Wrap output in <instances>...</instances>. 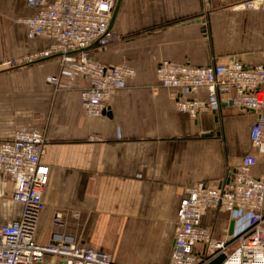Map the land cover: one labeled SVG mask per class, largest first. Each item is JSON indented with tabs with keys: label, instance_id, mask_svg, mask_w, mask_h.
<instances>
[{
	"label": "crops",
	"instance_id": "0c3cea01",
	"mask_svg": "<svg viewBox=\"0 0 264 264\" xmlns=\"http://www.w3.org/2000/svg\"><path fill=\"white\" fill-rule=\"evenodd\" d=\"M244 1L119 0L110 42L91 57L130 67L135 75L111 95L100 117L88 118L77 90L86 82L77 80L78 88L69 91L46 84L48 75L60 72L58 59L19 69L3 65L44 51L52 41L30 37L18 22L35 14L27 0H0V141L18 131H41L46 141L40 162L49 171L38 244L47 243L55 210L74 211L80 218L69 219L66 233L84 245L118 264H168L187 187L225 182L246 155L256 158L251 174L264 182V148L249 140L257 114L222 104L214 114L192 119L175 103L206 102V89L194 96L163 89L156 76L162 61L260 64L264 5L235 8ZM208 133L213 136H202ZM11 195V183L0 175V226L21 218L23 207ZM247 219L244 210L208 212L202 223L213 239L228 241L247 228ZM40 264L60 263L46 256Z\"/></svg>",
	"mask_w": 264,
	"mask_h": 264
},
{
	"label": "built area",
	"instance_id": "2783aa9c",
	"mask_svg": "<svg viewBox=\"0 0 264 264\" xmlns=\"http://www.w3.org/2000/svg\"><path fill=\"white\" fill-rule=\"evenodd\" d=\"M117 1L27 0L35 14L18 22L27 28L30 37L49 38L52 43L44 51L3 65L19 69L58 59L60 72L48 75L46 84L55 91H69L78 88L77 80L86 82L87 87L77 89L81 106L88 118L100 117L111 95L135 75L130 67L107 66L91 57V52L104 49L110 42ZM263 5L264 0H246L235 8L257 10ZM156 76L163 89L184 90L190 96L206 89V102L192 99L175 103L179 112L192 119L200 113H215L222 104L257 114L249 140L253 147L264 148V52L262 62L253 66L233 60L207 67L162 61ZM45 144L41 131H18L12 139L0 141V175L12 185V200L23 207L18 221L0 226V264H40L46 256L60 264H118L110 254L94 250L78 236L66 233L69 219L79 220L78 212L55 210L47 243L36 242L49 171L40 162ZM256 164L254 156L246 155L228 182H200L186 188L177 209L178 229L168 264H211L220 256H224L220 264H264V182L251 174ZM235 210L248 213L247 228L228 241L213 239L203 218L208 212Z\"/></svg>",
	"mask_w": 264,
	"mask_h": 264
},
{
	"label": "water",
	"instance_id": "95a60500",
	"mask_svg": "<svg viewBox=\"0 0 264 264\" xmlns=\"http://www.w3.org/2000/svg\"><path fill=\"white\" fill-rule=\"evenodd\" d=\"M118 6H119V0L117 1L116 3V6L114 8V11H113V15H112V20H111V26L113 24V21H114V18H115V15H116V12H117V9H118ZM214 114V113H213ZM216 122H217V119H215ZM217 135H219V133H217ZM203 137H211L213 136V133H208V134H204L202 135ZM229 181V178L227 179V182ZM233 222H231L230 224V228H229V235H232L233 234ZM224 260V256H220L218 257L216 260H214L211 264H220L222 261Z\"/></svg>",
	"mask_w": 264,
	"mask_h": 264
},
{
	"label": "rangeland",
	"instance_id": "374dc122",
	"mask_svg": "<svg viewBox=\"0 0 264 264\" xmlns=\"http://www.w3.org/2000/svg\"><path fill=\"white\" fill-rule=\"evenodd\" d=\"M32 102V100L30 101V98H29V104Z\"/></svg>",
	"mask_w": 264,
	"mask_h": 264
}]
</instances>
